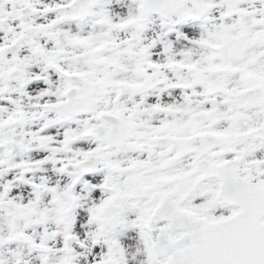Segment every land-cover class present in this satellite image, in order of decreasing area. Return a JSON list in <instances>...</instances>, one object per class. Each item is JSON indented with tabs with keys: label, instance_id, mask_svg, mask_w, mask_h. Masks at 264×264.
<instances>
[{
	"label": "snow or ice",
	"instance_id": "snow-or-ice-1",
	"mask_svg": "<svg viewBox=\"0 0 264 264\" xmlns=\"http://www.w3.org/2000/svg\"><path fill=\"white\" fill-rule=\"evenodd\" d=\"M0 264H264V0H0Z\"/></svg>",
	"mask_w": 264,
	"mask_h": 264
}]
</instances>
